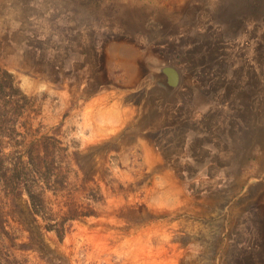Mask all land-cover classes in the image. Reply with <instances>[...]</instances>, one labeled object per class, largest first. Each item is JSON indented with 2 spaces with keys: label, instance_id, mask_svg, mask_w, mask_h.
<instances>
[{
  "label": "rangeland",
  "instance_id": "rangeland-1",
  "mask_svg": "<svg viewBox=\"0 0 264 264\" xmlns=\"http://www.w3.org/2000/svg\"><path fill=\"white\" fill-rule=\"evenodd\" d=\"M0 264H264V0H0Z\"/></svg>",
  "mask_w": 264,
  "mask_h": 264
},
{
  "label": "trees",
  "instance_id": "trees-1",
  "mask_svg": "<svg viewBox=\"0 0 264 264\" xmlns=\"http://www.w3.org/2000/svg\"><path fill=\"white\" fill-rule=\"evenodd\" d=\"M29 196H30V199H31L32 203L35 204V200H36L35 195L32 192H30Z\"/></svg>",
  "mask_w": 264,
  "mask_h": 264
},
{
  "label": "crops",
  "instance_id": "crops-1",
  "mask_svg": "<svg viewBox=\"0 0 264 264\" xmlns=\"http://www.w3.org/2000/svg\"><path fill=\"white\" fill-rule=\"evenodd\" d=\"M172 81H173L172 85L177 84V77L174 76V80H172Z\"/></svg>",
  "mask_w": 264,
  "mask_h": 264
}]
</instances>
